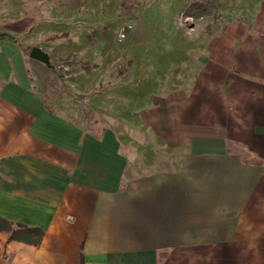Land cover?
<instances>
[{
	"label": "crops",
	"instance_id": "obj_1",
	"mask_svg": "<svg viewBox=\"0 0 264 264\" xmlns=\"http://www.w3.org/2000/svg\"><path fill=\"white\" fill-rule=\"evenodd\" d=\"M142 1L97 136L32 85L48 65L25 50L23 0H0V217L43 231L0 230V264H264V0L217 31L178 23L183 0Z\"/></svg>",
	"mask_w": 264,
	"mask_h": 264
},
{
	"label": "rangeland",
	"instance_id": "obj_2",
	"mask_svg": "<svg viewBox=\"0 0 264 264\" xmlns=\"http://www.w3.org/2000/svg\"><path fill=\"white\" fill-rule=\"evenodd\" d=\"M142 0H23L24 41L37 45L49 55L46 68L33 70L37 89L54 87L59 102L86 120L101 121L100 126L88 127L99 134L109 127L114 111V91L125 90L127 73L133 62L131 39L135 22L132 9L142 7ZM240 0L180 1L178 23L195 20L222 29L225 23H235ZM15 0H5L7 8H19ZM159 7V1H145ZM9 19L14 16L8 15ZM188 19H191L188 21ZM127 25H132L127 29ZM190 28V26H189ZM126 31L122 41L117 35ZM144 55V54H143ZM147 57H151L146 52ZM42 79V80H41ZM114 114V112H113Z\"/></svg>",
	"mask_w": 264,
	"mask_h": 264
},
{
	"label": "trees",
	"instance_id": "obj_3",
	"mask_svg": "<svg viewBox=\"0 0 264 264\" xmlns=\"http://www.w3.org/2000/svg\"><path fill=\"white\" fill-rule=\"evenodd\" d=\"M26 51L29 48H25ZM0 230L8 232L11 239L21 240L31 244H38L42 238L43 231L38 227H30L20 223H12L0 217Z\"/></svg>",
	"mask_w": 264,
	"mask_h": 264
},
{
	"label": "water",
	"instance_id": "obj_4",
	"mask_svg": "<svg viewBox=\"0 0 264 264\" xmlns=\"http://www.w3.org/2000/svg\"><path fill=\"white\" fill-rule=\"evenodd\" d=\"M29 57L39 60L46 65H49V55L46 51L42 50L39 46H32L29 49Z\"/></svg>",
	"mask_w": 264,
	"mask_h": 264
},
{
	"label": "built area",
	"instance_id": "obj_5",
	"mask_svg": "<svg viewBox=\"0 0 264 264\" xmlns=\"http://www.w3.org/2000/svg\"><path fill=\"white\" fill-rule=\"evenodd\" d=\"M132 28V25H127V29L129 30V29H131ZM126 31H124V30H122L118 35H117V40L118 41H122L124 38H125V36H126Z\"/></svg>",
	"mask_w": 264,
	"mask_h": 264
}]
</instances>
